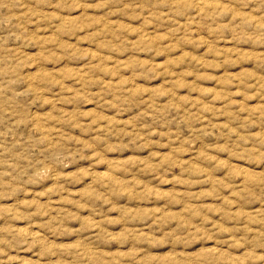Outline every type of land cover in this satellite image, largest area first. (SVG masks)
<instances>
[{"label":"rangeland","instance_id":"1","mask_svg":"<svg viewBox=\"0 0 264 264\" xmlns=\"http://www.w3.org/2000/svg\"><path fill=\"white\" fill-rule=\"evenodd\" d=\"M0 264H264V0H0Z\"/></svg>","mask_w":264,"mask_h":264}]
</instances>
